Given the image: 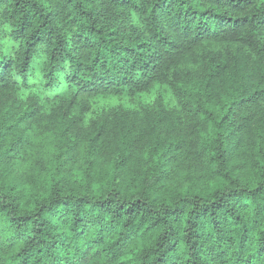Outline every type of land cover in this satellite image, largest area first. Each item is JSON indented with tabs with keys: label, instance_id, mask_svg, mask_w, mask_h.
I'll return each mask as SVG.
<instances>
[{
	"label": "trees",
	"instance_id": "obj_1",
	"mask_svg": "<svg viewBox=\"0 0 264 264\" xmlns=\"http://www.w3.org/2000/svg\"><path fill=\"white\" fill-rule=\"evenodd\" d=\"M0 264H264V0H0Z\"/></svg>",
	"mask_w": 264,
	"mask_h": 264
},
{
	"label": "rangeland",
	"instance_id": "obj_2",
	"mask_svg": "<svg viewBox=\"0 0 264 264\" xmlns=\"http://www.w3.org/2000/svg\"><path fill=\"white\" fill-rule=\"evenodd\" d=\"M117 103H118L117 100H108L105 104L111 105V106H116Z\"/></svg>",
	"mask_w": 264,
	"mask_h": 264
}]
</instances>
